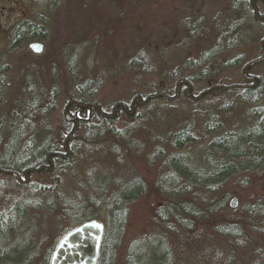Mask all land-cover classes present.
<instances>
[{"label":"rangeland","instance_id":"374dc122","mask_svg":"<svg viewBox=\"0 0 264 264\" xmlns=\"http://www.w3.org/2000/svg\"><path fill=\"white\" fill-rule=\"evenodd\" d=\"M252 2L0 0V169L19 167L27 143L47 141L53 152L69 154L28 178L12 170L19 183L0 175V264L19 260L29 223L37 231L29 264H49L57 241L72 227L66 213L83 205L105 219L102 202L97 209L90 205L103 189L109 197L130 182L144 185L128 207L115 264H126L133 241L163 232L156 222L158 207L171 200L201 204L206 193L166 198L160 180L169 171V158L179 153L203 169L207 162H228L210 144L264 117V63L251 71L258 87L247 89L243 79L246 65L260 58L264 38ZM257 8L264 14L263 5ZM22 22L41 27L40 39L30 32L15 38ZM32 43L44 46L41 55L30 51ZM181 81L191 91L178 88ZM72 101L96 105L108 117L117 105L126 111H117L108 123L93 116L72 133L64 115ZM183 132L192 140L179 150L175 137ZM215 190L212 208L201 205L195 217H187L194 223L184 235L188 241L175 240L178 261L191 264L195 257L222 251L234 264H264V225L249 212L264 204V169L241 171ZM233 199L236 209L230 207ZM29 202L33 208L24 222L19 208ZM230 227L239 233L217 234Z\"/></svg>","mask_w":264,"mask_h":264},{"label":"trees","instance_id":"16d2710c","mask_svg":"<svg viewBox=\"0 0 264 264\" xmlns=\"http://www.w3.org/2000/svg\"><path fill=\"white\" fill-rule=\"evenodd\" d=\"M61 1L53 0L54 3H60ZM29 25L25 22L18 26L15 32L29 30ZM29 31L42 34L41 27L32 26V30ZM212 54L209 53L210 58L213 56ZM249 92H245L248 97L251 95ZM150 99L151 97H148L145 102ZM81 103L85 104L84 101ZM102 122L108 123L109 120L104 119ZM191 140L187 133H178L175 137L174 147L181 150L183 149L182 145L186 142L190 143ZM210 149L216 155L224 157L228 162L222 165H213L207 162L210 169H203L196 165L191 158L181 153L169 158L167 161L169 171L160 180L162 193L165 197L171 199L172 197L182 196L187 192L196 191L206 193L205 198L199 200L200 205L197 202H172L171 200L170 204L167 203L158 207L155 212L156 222L163 232H154L152 237L145 242L141 241L140 238L133 241L127 250L126 264H182L178 261L177 251L179 248L176 249L175 240L179 243L188 241L187 238H184V235L193 231L194 223L188 220L187 217H195L200 212L201 205L212 208L210 195L216 192L215 188L234 179L241 171L249 172L264 169V117L249 129L239 130L214 140L210 144ZM24 150V153L19 156V167L15 164L13 166L6 165L3 170H9L10 167V170H19L23 174L26 171L40 170L43 165H47L48 159H51L50 155L54 153L47 141H44L40 146L27 143ZM57 162H60V160ZM99 192L101 193L100 199L97 202L96 200L90 201V205L95 206V209L101 202L105 206L106 232L98 264H115L116 254L121 248L125 236L128 207L134 204L143 194L144 185L138 180L130 182L109 197H106L104 189ZM207 196L208 199L205 200ZM32 208L30 202L20 206L19 219L26 222ZM92 211L87 209L86 206H77L71 209L70 213H66V217L71 226L74 227L86 220L97 218ZM249 212L254 214L252 216L255 217L259 215L260 225H264V204L261 208L258 205L255 209H249ZM12 223H15V221ZM1 227L2 224H0ZM26 230L27 233L24 238L26 243L24 242L23 247L19 248V260L11 259L12 261L5 260V262L10 264H29L31 262L37 249V241L35 242L37 231L30 223L27 225ZM218 233L223 236H230L237 235L239 231L234 227H230L220 228ZM4 235L5 231L2 232L1 236ZM1 238L3 239V237ZM184 243H182V246ZM148 249L151 250L150 253ZM215 253L214 256L208 254L198 258L195 257V261L191 264H234V259L224 258L226 257L223 254L224 252L218 251Z\"/></svg>","mask_w":264,"mask_h":264},{"label":"water","instance_id":"95a60500","mask_svg":"<svg viewBox=\"0 0 264 264\" xmlns=\"http://www.w3.org/2000/svg\"><path fill=\"white\" fill-rule=\"evenodd\" d=\"M30 50L35 55H41L43 53L44 47L40 43H33L30 46ZM263 60L255 61L248 65L244 71L245 75L251 68L261 63ZM184 82L178 84L180 88ZM187 85V92L191 91V86ZM163 98V95H160ZM74 102H71L69 107L72 106ZM142 106L141 103L138 104ZM67 108V111L69 109ZM83 107L82 109H86ZM66 111V113H67ZM134 111L132 108L133 116ZM79 117V115H78ZM70 120V117L67 116ZM90 119V110H88L86 121ZM69 156V154H68ZM17 178L16 175H13ZM232 209H236L237 202L235 199L230 203ZM105 235V223L103 219L97 218L86 221L79 226L68 231L60 240L57 247L55 248L53 254L51 255L49 264H98L100 258V251Z\"/></svg>","mask_w":264,"mask_h":264},{"label":"flooded vegetation","instance_id":"af4514ba","mask_svg":"<svg viewBox=\"0 0 264 264\" xmlns=\"http://www.w3.org/2000/svg\"><path fill=\"white\" fill-rule=\"evenodd\" d=\"M259 4L264 6V0H253V2H252L253 15L255 17V21L258 24L264 26V14L263 13H260L258 11V8H257V5H259ZM23 23H25V22H22L21 24H23ZM21 24H19V26ZM32 26H33V24H30L29 25V30H32ZM29 30L20 31V32H15L14 31V37L15 38H18V39H21V38H23V36L25 35V33L30 32V34L32 35V38H34V39H40V34L38 32H33V31H29ZM41 42H42V40H41ZM257 60H263V62H261L259 65H261V64L264 63V38L262 39V42H261V54H260V58L257 59ZM254 68H252L249 72H247L245 74V76H243V79H244L246 85H248L247 89L253 88V87L256 88L261 83L260 80L257 77H254L251 74V71ZM75 102L76 103L74 105H72L69 108V110L67 111V107L69 106V103H70L69 102L68 105L66 106L65 110H64V115H65V112L67 111V113H68V115L70 117V120H68L66 118V121H67V124L69 125V127H73L72 128V131H71L72 133L75 130L76 131L79 130L80 126L89 123L91 121V119H92L93 116H98V117H100L102 119H108V115L106 113L102 112L99 107H96L95 108L96 105H87V104H83V103H81L79 101H75ZM86 105L89 106V108L82 109V106H86ZM88 110H90V119L88 121H86V117H87ZM118 110L126 111V109L124 110L123 108H119ZM72 113H75V114L73 115ZM78 115H79V117H78ZM65 149L66 148L64 146V150ZM50 158H51L50 160L48 159L47 165H43L40 168V170L38 169V170H33V171H26L24 174H22L23 175V178H28L29 176H31L32 174L37 173V172H45V171H48V167H51L52 168L54 166L55 162H57L59 160L62 161L65 157L62 154H59V153L54 152L52 155H50ZM13 172L14 171H12V170H3V169H0V175H4V176H12L14 174ZM17 178H18L17 182L18 183L21 182L22 179L19 177V175H17Z\"/></svg>","mask_w":264,"mask_h":264}]
</instances>
